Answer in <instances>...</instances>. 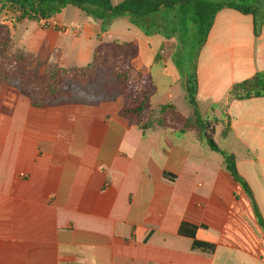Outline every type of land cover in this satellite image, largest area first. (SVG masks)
Listing matches in <instances>:
<instances>
[{
  "label": "crops",
  "instance_id": "crops-1",
  "mask_svg": "<svg viewBox=\"0 0 264 264\" xmlns=\"http://www.w3.org/2000/svg\"><path fill=\"white\" fill-rule=\"evenodd\" d=\"M185 13L165 7L143 19L145 29L127 20L125 40L108 42L134 45L132 65L154 86L152 108L179 109L175 97L184 98L194 78L197 111L217 121L215 142L234 155L264 222V96L228 97L234 83L264 69V24L254 34L252 15L220 10L185 73L176 49ZM84 19L77 49L40 33L26 51L42 68L85 66L99 39L117 34L112 22L102 31L100 20ZM165 29L177 36L140 49V37ZM186 29L194 34L191 22ZM83 34L96 39L86 51L79 49ZM8 88L16 91L12 107L3 105ZM105 90L96 101L35 108L0 81V264H264V231L222 156L192 131L140 132L117 116L123 100L116 88ZM189 226L212 235L213 248L194 249Z\"/></svg>",
  "mask_w": 264,
  "mask_h": 264
},
{
  "label": "trees",
  "instance_id": "trees-1",
  "mask_svg": "<svg viewBox=\"0 0 264 264\" xmlns=\"http://www.w3.org/2000/svg\"><path fill=\"white\" fill-rule=\"evenodd\" d=\"M264 3V0H262ZM0 8L11 9V20L19 23L22 20H47L61 13L67 6L82 11L87 18L101 21L102 31L116 17H126L128 22L145 29L143 19L165 7L183 6L189 10L190 22L194 28V37L199 48L206 39L214 17L222 9H233L241 14H249L254 18V34L258 26L264 24V10L245 0H121L112 4L111 0H0ZM3 40V39H2ZM136 51L129 42H100L93 49L91 61L82 67L69 66L54 68L48 75L36 70L19 67L17 62L30 63L31 54L19 51L12 60L0 56V81L11 79L19 93L24 95L35 108L80 104L86 101L85 93L89 92L91 82L99 86L112 83L123 98V105L117 116L137 130L144 132L156 126L184 133L192 131L195 139L206 144L211 150L218 152L223 158V168L230 178L239 184L251 200L258 225L264 231V222L253 201L251 191L236 169L233 154L221 149L214 140L216 123L201 117L194 100L195 80L193 77L185 82L187 101L192 108V116L181 119L173 105L168 103L155 111L149 103L154 93L150 77L132 65ZM3 57V58H2ZM264 96V69L253 76L234 83L229 91V100H242ZM16 91L8 88L3 105L12 107ZM170 120L177 122L171 125ZM182 120V121H180ZM185 225L181 224L178 232L184 233ZM189 237L193 239L194 249L211 250L216 239L206 233L202 227L189 226Z\"/></svg>",
  "mask_w": 264,
  "mask_h": 264
},
{
  "label": "rangeland",
  "instance_id": "rangeland-1",
  "mask_svg": "<svg viewBox=\"0 0 264 264\" xmlns=\"http://www.w3.org/2000/svg\"><path fill=\"white\" fill-rule=\"evenodd\" d=\"M119 1L121 0H111L112 4H117ZM245 3L256 5L264 10V3L262 0H245ZM180 7H183V6H180ZM183 8L185 9L186 13L184 14L183 18L180 20L181 32L179 30V33L181 36V40L177 42L176 49L177 51H181L180 61H181L182 72L187 73L189 70H191L192 64H194L198 47H197V41H196V38L194 37L192 29L190 30V32L186 29L187 25L190 23L189 10L185 7ZM11 13L12 11L9 8H0V56L3 55L6 61L7 59L12 60L19 51L21 52L24 51L25 53L30 54L26 51V48L35 49V46H33L32 44L34 42L33 41L34 36L40 33L49 34V35H45L47 36V39L49 40H51L53 36H57L58 38L60 36V39H62L63 42L68 43L69 50H71V48L77 49L78 44L80 43V37H79V34L81 33L80 24H82L83 18H85L84 19L85 21L89 20L87 19L86 15L83 12L76 9L75 7H66L60 15H54L50 17L48 20H38V21L36 20L35 21V20L25 19L15 24L11 20L13 18L11 17L12 16ZM114 19L115 18L111 20L112 24L111 23L110 24L112 25V30L115 31V33L117 34L116 35L117 39L111 38L109 35H107L106 37L99 39L98 41L99 43L108 42L112 40H116V41L125 40V34H126L125 29L127 26V19L125 17H118V19H115V20ZM90 20H93V19H90ZM55 21L56 22L61 21L64 23V25L59 24L58 22L59 25L57 26ZM77 24L79 25V27L77 26ZM110 24L106 27L107 31L110 30V27H109ZM56 31H59V33L55 34ZM156 31H158L159 36L153 35L154 34V31H153L148 34L149 36L147 38L140 37V49L144 51H148L149 48L146 44H149V47L154 49L158 45L160 36H164V37H167V36L171 37L172 35L174 37L177 36L176 32L171 33L170 30H166V29L165 31H162V30H156ZM64 35H67V36H64ZM185 35L186 37L184 38ZM81 38H82L81 44L79 46L80 50L83 49L86 51L88 50V47L90 45L92 44L96 45V39H90L85 34H83ZM62 41L61 43H63ZM57 49L60 50L59 46H57ZM176 60H179V58L176 57L175 61ZM83 63H86V62H80L76 65H82ZM17 65L27 70L29 69L36 70L39 73L44 74V75H48L54 67L53 65H51L47 68H42V64L40 65L37 64L34 61V59L30 63H27V64L25 62L19 61L17 62ZM38 69L39 70L46 69V71L41 72ZM173 74L176 76L175 73ZM2 80H6L10 83H13L11 79H7L6 77L3 78ZM16 85L17 84L15 83L14 86L17 87ZM104 85L111 86V91L112 89L116 88L118 92L117 87L112 83L106 82L105 84H102L101 86H99L95 83V81H92L89 92L85 93L86 95L85 102L96 101V92H98L99 97H103V96L105 97L106 95H108V90L107 91L105 90V93L102 91V88L104 87ZM98 89L100 91H96ZM175 99L176 100H174V102L177 104L180 110L177 109L175 106H173V110L178 113L180 118L184 119V118L191 117L192 108H191V112L189 115H185L184 113V111L188 112V110L191 107V106L189 107V103L187 101V94L185 93L184 98H182V96L179 95V97L178 98L175 97ZM153 109L155 111H158V108H153ZM169 122L171 123V125L177 124V122L174 120H170ZM209 122L216 123L217 125V121L209 120ZM216 131L217 133L215 132L214 140L217 141L218 144H220L221 140L219 138V129H217Z\"/></svg>",
  "mask_w": 264,
  "mask_h": 264
}]
</instances>
